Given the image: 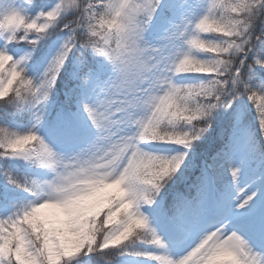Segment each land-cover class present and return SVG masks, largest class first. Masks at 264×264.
I'll list each match as a JSON object with an SVG mask.
<instances>
[{
  "label": "snow or ice",
  "instance_id": "snow-or-ice-1",
  "mask_svg": "<svg viewBox=\"0 0 264 264\" xmlns=\"http://www.w3.org/2000/svg\"><path fill=\"white\" fill-rule=\"evenodd\" d=\"M0 264H264V0H0Z\"/></svg>",
  "mask_w": 264,
  "mask_h": 264
},
{
  "label": "rangeland",
  "instance_id": "rangeland-1",
  "mask_svg": "<svg viewBox=\"0 0 264 264\" xmlns=\"http://www.w3.org/2000/svg\"><path fill=\"white\" fill-rule=\"evenodd\" d=\"M231 152L236 158L237 166L241 167L240 186L244 187L247 183L248 165L251 163L252 154L250 140L246 134H241L236 138V140L231 144ZM154 226L158 227L159 230L158 225L154 223Z\"/></svg>",
  "mask_w": 264,
  "mask_h": 264
},
{
  "label": "trees",
  "instance_id": "trees-1",
  "mask_svg": "<svg viewBox=\"0 0 264 264\" xmlns=\"http://www.w3.org/2000/svg\"><path fill=\"white\" fill-rule=\"evenodd\" d=\"M49 2L55 3L56 0H49ZM178 81L181 83L196 82L194 77H180ZM218 146L219 145L215 142V133H214L213 136L209 138V140L205 141L204 144L201 145L199 151L203 154H211V152L214 151L215 148ZM169 147H174V146H170V145L159 146L161 150ZM148 150H157V149L149 148ZM230 150H231V145H230ZM164 154H169V153L165 152ZM180 190H183V186H180Z\"/></svg>",
  "mask_w": 264,
  "mask_h": 264
}]
</instances>
